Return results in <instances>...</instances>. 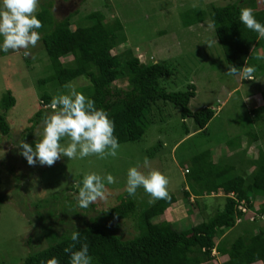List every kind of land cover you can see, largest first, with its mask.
I'll return each mask as SVG.
<instances>
[{
  "label": "rangeland",
  "instance_id": "374dc122",
  "mask_svg": "<svg viewBox=\"0 0 264 264\" xmlns=\"http://www.w3.org/2000/svg\"><path fill=\"white\" fill-rule=\"evenodd\" d=\"M230 1L233 0H39L38 10L42 4L52 2L51 11L57 20L72 15V28L85 24L81 18L94 10L102 12L109 21L119 18L126 41L112 53L130 50L142 63H166L173 73L161 79L160 85L167 91H176L192 83L195 96L190 99L189 108L195 111L208 106L213 108L214 114L203 132L191 119H182L173 104L158 101L150 111L152 125L140 140L120 143L117 157L70 160L62 156L52 167L39 163L29 166L19 154L17 144L23 140L35 146L38 139L35 132L42 131L43 125L40 121L32 126L30 118L41 107L46 114L52 111L43 104L42 94L47 93L52 99L67 94V89L55 81L39 84V79L52 72L41 39L35 48L29 49L31 55L27 57L23 50L20 53L0 51V112H3L2 96L8 90L15 98L14 105L5 113L9 133L0 132V195L4 197L0 203V264H23L28 253L47 246L51 238L82 226L90 218L97 219L122 239L137 234L135 216L118 219L105 213L121 201L119 195L124 197L127 193L128 169L137 164L145 174L154 169L168 178V191L177 199L155 221H170L178 230L207 220L224 202L223 194L213 191L197 198L198 203L194 196H190L189 201L184 199L182 190L186 188L184 174L189 156L209 149L214 161L232 162L248 178L253 166L244 165L243 161L264 154V123L255 121L252 113V109L264 102V74L256 71L254 80L244 81L226 75L229 66L208 15L199 23L182 24L186 11L199 8L207 14L213 5ZM257 5L262 8L264 0H257ZM39 33L42 36V32ZM211 40L217 43L208 47L206 42ZM71 58L69 54L63 56L62 61L66 63ZM71 83L83 94L79 88L89 81L79 77ZM116 84L126 86L124 80ZM183 125L188 128L187 133ZM253 130L259 137L255 141L247 135ZM67 143L66 138L61 140L62 146ZM145 157L150 162L148 168L143 165ZM91 172L102 177L111 174L116 182L109 185L105 181L107 200H98L81 209L74 194H78V185L82 186L79 179ZM132 198L139 205L150 199L143 188H138ZM253 203L260 208L264 196H255ZM247 227V223L241 222L225 228L224 234L233 239L242 235ZM257 227L264 228V218L257 220L254 229ZM213 253L214 258L202 264H221L227 257L214 249Z\"/></svg>",
  "mask_w": 264,
  "mask_h": 264
},
{
  "label": "trees",
  "instance_id": "16d2710c",
  "mask_svg": "<svg viewBox=\"0 0 264 264\" xmlns=\"http://www.w3.org/2000/svg\"><path fill=\"white\" fill-rule=\"evenodd\" d=\"M51 5L52 2L42 4L36 13L43 25L38 30L42 32V46L52 67L49 75L39 79L40 85L55 81L63 86L79 77L88 79L89 83L80 87L79 91H83L87 98L95 102L97 109L105 110L114 121V135L119 144L142 138L152 125L150 111L158 101L173 104L179 109L182 119L189 118L199 129L206 131L214 110L208 106L195 111L189 108L190 99L195 96L192 83L184 90L167 91L160 85V80L173 73L169 65L163 62L142 63L130 50L112 53L114 48L126 41L124 26L119 18L109 21L102 12L94 10L81 18L83 22L86 21L85 24L72 28V15L57 20L52 14ZM245 7L253 9L257 21L264 24V6L258 8L257 0H233L224 5H213L207 14L194 8L183 13L182 24L190 26L199 23L208 15L228 66L241 68L248 60L249 65L264 74V59H257L264 56V39H258L257 33L240 23V9ZM69 54L72 58L64 63L62 57ZM119 80H124L126 86H118L116 82ZM42 99L44 105H49L52 100L47 93L42 94ZM14 103L15 98L8 90L1 99L2 134L9 133L5 113ZM252 113L255 121L264 123V102L252 109ZM45 114V109L39 108L30 118L32 126L42 121ZM32 126L28 129H32ZM183 129L185 133L188 132L185 125ZM247 135L253 141L259 138L254 130L248 131ZM187 160L184 174L186 188L182 190L186 201L194 196L198 203L197 198L207 196L211 191L223 194V205L207 220L178 230L170 221H155L176 201L175 194L169 192L171 200L168 201H143L139 205L125 193L127 198L119 195L121 201L105 213L118 219L135 216L137 234L122 239L97 219L90 218L82 226L51 238L47 246L28 253L23 264H41L42 260L46 262L51 258L58 259L59 264H70V256L64 249L72 245L73 231H79L81 242L76 244L73 251L87 243L92 264H202L214 258L213 249L227 256L221 264H264V228L254 229L257 219L245 220L236 206L241 199L252 206L250 201L255 196H264V154L243 161L244 165L253 166L248 178L234 163L214 161L209 149L195 153ZM230 192L235 196H228ZM3 199V195H0V203ZM258 212H264V204ZM239 216L242 220L237 223ZM241 222L248 224L243 229L244 233L229 239L224 229ZM53 236L56 234L53 233Z\"/></svg>",
  "mask_w": 264,
  "mask_h": 264
},
{
  "label": "clouds",
  "instance_id": "9594fccd",
  "mask_svg": "<svg viewBox=\"0 0 264 264\" xmlns=\"http://www.w3.org/2000/svg\"><path fill=\"white\" fill-rule=\"evenodd\" d=\"M39 0H0V51L20 53L23 50L25 57L31 55L30 48H35L41 39L39 29L43 27L42 21L37 18ZM240 23L248 30L257 33L258 39H264V24L257 21L253 9L245 7L240 9ZM215 40L206 42L211 47ZM257 59H264L258 56ZM255 66L245 61V66L237 68L228 67L226 75L244 80H254ZM67 94L54 96L48 105L52 110L42 118V131H36L38 139L33 147L23 140L17 144L29 166L39 163L41 166L52 167L61 159H84L97 156L99 159L117 157L120 144L114 135L115 124L107 112L97 109L95 102L76 90V86L69 82L64 85ZM67 139L66 146L61 140ZM148 168L150 162L147 157L143 161ZM140 165L130 167L127 172L126 192L134 197L138 188H143L150 197L149 203L158 200H171L168 191V178L158 170H150L147 174L139 170ZM107 184H114L115 177L108 174L106 177L91 172L86 173L82 179V186L78 185V194L74 199L81 209H86L98 200H107ZM72 245L65 248L70 256V264H92L87 243L81 244L79 250L73 251L80 242L79 231L71 234ZM41 264H59L58 259L51 258Z\"/></svg>",
  "mask_w": 264,
  "mask_h": 264
},
{
  "label": "built area",
  "instance_id": "2783aa9c",
  "mask_svg": "<svg viewBox=\"0 0 264 264\" xmlns=\"http://www.w3.org/2000/svg\"><path fill=\"white\" fill-rule=\"evenodd\" d=\"M228 196L234 197L235 195L233 192H230ZM250 203L252 204L253 201L251 200ZM236 206L238 210H240L242 217L245 219H248L249 221H254L255 219L259 220V219L264 218V212L259 213L258 212L259 207H254V203L252 206H248L246 201L244 199H241V200H238V203ZM241 220L242 218L240 216L236 218L237 223L240 222Z\"/></svg>",
  "mask_w": 264,
  "mask_h": 264
}]
</instances>
